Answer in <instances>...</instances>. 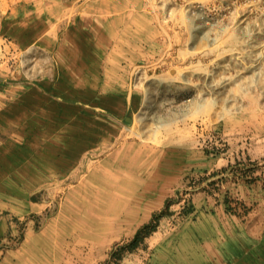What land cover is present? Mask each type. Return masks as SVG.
Listing matches in <instances>:
<instances>
[{
  "label": "rangeland",
  "instance_id": "rangeland-1",
  "mask_svg": "<svg viewBox=\"0 0 264 264\" xmlns=\"http://www.w3.org/2000/svg\"><path fill=\"white\" fill-rule=\"evenodd\" d=\"M221 141L258 180L191 186ZM169 200L121 264H264V0H0V260L104 264Z\"/></svg>",
  "mask_w": 264,
  "mask_h": 264
},
{
  "label": "trees",
  "instance_id": "trees-1",
  "mask_svg": "<svg viewBox=\"0 0 264 264\" xmlns=\"http://www.w3.org/2000/svg\"><path fill=\"white\" fill-rule=\"evenodd\" d=\"M221 143L224 144L223 148L213 146L214 157H219L220 155L225 154L226 151L229 149V146L227 143L225 142L223 143L222 141ZM246 160L248 164H245L242 161H238L236 159L235 164H230L228 167L223 168L220 172L211 173L208 177L206 176L200 177L198 180L193 179L191 186L200 187L203 185L205 181H208L209 179L216 177L219 173H225L227 171H231L236 174L241 172L240 173L241 177L244 178L246 183L252 184L258 180V178L253 177V174L257 170L258 162H253L251 158L249 157H247ZM241 165H244L245 169H239ZM216 183L217 182L215 180L211 181L208 183V186L213 187L215 186ZM203 190H206V188H204ZM32 201L35 203L38 202L35 198H33ZM171 202L172 201L169 200L166 203V208L164 211L154 214L150 222L141 226L137 230V232L135 233V235L133 236L131 240H129L128 242H121V243L115 244L111 252L109 253V258L106 260L104 264H121L127 255L134 253L140 247H142L145 244L146 240L150 238L158 230V227H159V224L162 218L169 215ZM20 242H21V239L17 242V244H19Z\"/></svg>",
  "mask_w": 264,
  "mask_h": 264
},
{
  "label": "crops",
  "instance_id": "crops-1",
  "mask_svg": "<svg viewBox=\"0 0 264 264\" xmlns=\"http://www.w3.org/2000/svg\"><path fill=\"white\" fill-rule=\"evenodd\" d=\"M201 155H202L201 157H203V158H201L202 165H204L203 168H204V170H207V171H217V170L226 168L230 164H232L234 161L233 157L228 156L227 154H224L220 157L213 158V159H210V158L204 156V154H201ZM232 185H234V186H232ZM232 188H234V189L238 188L240 191L248 189L247 187H243V186H239V185H235V184H230V186L228 187V190H230ZM254 188H258L259 190H262L261 186H256ZM33 205H39V204L35 203ZM33 208H37V207H33ZM62 227H63L62 225H59V226H57L56 229L58 231H61V230H63ZM37 238L38 237H36L34 235L28 234L25 237V239L22 243V246L26 247V245L29 243V241L37 240ZM46 240L49 242L50 237H47L45 239V241ZM53 241H55V240H53ZM48 242L44 243L43 239L41 241V245H44L43 249H44V252L46 253V254L43 253L44 255L40 253V251L38 250V247H35L32 249V251L28 252L24 256V259H22V261H21L20 256L22 255L24 249L22 250L21 247H18L17 249H12L9 253H7L6 256L4 258H2V260H0V264H52L53 262H55L56 258L54 260L52 258H50L48 252H50L49 245L52 243V239H51V243H48ZM57 242H59V245H62V240L57 241Z\"/></svg>",
  "mask_w": 264,
  "mask_h": 264
}]
</instances>
